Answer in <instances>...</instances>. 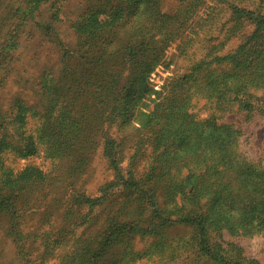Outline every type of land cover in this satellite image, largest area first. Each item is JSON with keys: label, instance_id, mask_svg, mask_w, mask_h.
Wrapping results in <instances>:
<instances>
[{"label": "trees", "instance_id": "1", "mask_svg": "<svg viewBox=\"0 0 264 264\" xmlns=\"http://www.w3.org/2000/svg\"><path fill=\"white\" fill-rule=\"evenodd\" d=\"M21 1L11 8L13 15L29 14L32 18L40 4L50 0ZM60 1L51 0L50 17L35 22L42 36L57 42L59 67L56 63L45 66L37 102L28 106L17 99L19 110L15 117L8 118L12 108L0 119L2 213L16 224L20 218V190L45 176L41 169H34L36 178L31 176L34 171L30 168L14 172L5 164L7 149L19 157L36 156L43 149L52 159L76 158L77 166L88 159L87 154L96 145L95 124L106 117L115 122L120 110L127 114L120 120L128 125L138 116H145L139 119L142 125L149 118V124L156 126V143L161 149L144 176L129 174L125 189L130 199L124 208L131 223L115 226L110 235L123 229L158 235V244L178 260L177 264H258L240 254V247L226 241L223 233L232 237L264 234V168L232 156L241 129L220 123L214 114L197 119L189 110L196 88L219 111L264 118V0L251 4L216 0V4L221 2L230 10L221 26L222 39L208 45L190 72L173 85L170 95H157L150 109L153 68L163 61L168 41L180 39V51L186 50L192 40L190 32L199 31L190 20L197 5L204 2H187L173 13L164 10L165 0H86L83 12L71 20L77 42L69 45L57 33ZM33 8L36 10H30ZM236 37L241 38L239 44L222 55L219 50ZM217 38L212 35L207 40ZM28 113L38 117L35 135L26 134L23 120ZM18 117L21 127L10 130ZM117 146L120 149L118 143ZM105 151L121 175L119 152ZM75 172L73 169L69 174ZM158 195L162 200L157 202ZM76 200L81 202L79 197ZM68 225L61 228L63 234L57 239L70 233ZM176 226L187 234L170 236L169 231ZM13 230L17 231L16 226ZM174 239L177 242L172 247ZM84 242V249H74L71 264H108L107 257L114 262L106 242L100 250ZM72 243L83 245L82 236Z\"/></svg>", "mask_w": 264, "mask_h": 264}, {"label": "rangeland", "instance_id": "2", "mask_svg": "<svg viewBox=\"0 0 264 264\" xmlns=\"http://www.w3.org/2000/svg\"><path fill=\"white\" fill-rule=\"evenodd\" d=\"M165 1L164 10L174 13L176 9L180 11L187 2L198 4L200 0ZM202 1L204 3L197 5L194 18L190 20L192 26L194 24V29L199 31L194 33L187 30L192 40L188 42L186 50L180 51V39L168 41L163 61L153 68L149 81L153 89L149 109L153 108L157 95H170L173 85L190 72L194 62L207 52L208 45L220 42L223 37L221 26L229 17L230 10L223 7L221 2L216 4V0ZM234 1L251 4L254 0ZM21 2L0 0V119L2 113H8L12 108L14 110L8 118L15 117L19 110L17 99L24 100L28 106L37 102L41 96L38 83L47 68L45 66L56 63L59 67L60 64L61 53L57 42L42 36L35 27V22L50 17L51 0L48 3L42 2L39 9L34 11L32 18L29 14H25L24 17L21 14L13 15L11 8ZM60 2L62 12L60 21L56 23L57 33L64 43L74 45L77 42V34L71 20L83 12L86 0ZM200 15L201 19L198 18ZM227 26L228 24L224 27ZM212 35L218 38L214 41L207 40ZM240 41L239 37L230 40L219 52L222 55L230 52ZM193 91L196 97L192 101L189 113L202 120L214 114L220 118V123H231L241 129L239 141H236L237 149L232 156L237 160L245 158L259 163L264 168V118L259 115L246 117L243 112L219 111L212 100L198 93L196 88ZM126 115L124 111L119 110L115 122L106 117L102 122L95 124L93 134L97 140L96 145L88 154L86 153L88 159L77 166L76 158L64 156L52 159L43 149L36 156L19 157L16 152L6 148L5 164L14 172L25 171L28 168L30 171L41 169L45 176L40 181H32L28 188L20 190L21 196L18 201L20 218L16 224L0 209V264H71L74 262V249H84V241L92 243L91 246L99 250L106 242L110 248L111 258L117 264L179 263L170 257L168 250L163 251L158 244L161 241L158 235L131 233L127 229L110 235L115 226L120 228L123 222L131 223L129 221L131 218L125 217L124 208L130 199L127 195L128 190L125 189L126 180H130L129 174L132 173L135 177L144 176L150 171L151 164L161 149V145L156 143V126L149 124V118L142 125L139 119L143 120L145 116H138L135 122L128 125L120 120ZM15 120L18 121H14L16 124L10 126V130L21 127L19 117ZM23 121L26 134L35 135L39 126L38 117L28 113ZM116 138H119V141H116ZM106 149L119 152L121 175L116 172L115 164L111 162ZM0 151L2 156V149ZM2 169L1 162L0 189ZM73 169L76 172L71 176L69 171L72 172ZM31 176L36 178L37 172H32ZM77 197L81 202L76 200ZM156 200L158 202L162 198L158 195ZM66 225L70 233L57 239L63 234L61 228ZM15 226L17 231L13 230ZM184 233L181 226L171 228L169 231L173 237ZM80 236L83 238V245L72 243ZM122 236H126L125 239ZM223 238L235 242L243 256L254 259L258 264H264L263 233L232 237L224 232ZM173 242L172 247L176 246L177 239ZM107 258L109 264V257Z\"/></svg>", "mask_w": 264, "mask_h": 264}]
</instances>
